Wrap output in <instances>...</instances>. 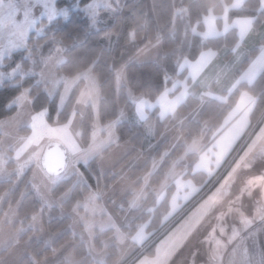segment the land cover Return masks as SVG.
<instances>
[{
  "label": "rangeland",
  "instance_id": "374dc122",
  "mask_svg": "<svg viewBox=\"0 0 264 264\" xmlns=\"http://www.w3.org/2000/svg\"><path fill=\"white\" fill-rule=\"evenodd\" d=\"M56 1L58 0H0V67L3 66V60L6 57L27 48V40L31 33H34V38L42 36L44 29L54 20L68 18L70 10L58 9ZM244 1L233 0L230 6L224 5L225 11L220 18L223 28L222 25L220 28L225 29L229 25L227 11L232 8H241ZM77 2L71 7V11H83L90 18L92 25L99 26L105 25L111 15L118 10L120 0H93L85 7H79ZM261 9H264V0H261ZM216 19L217 17L209 12L203 18L204 31L198 32L196 26L191 30L204 40L221 35V29L217 26ZM235 20L240 21L239 26H242L243 23L252 19L235 18ZM252 35L256 37V34L247 35L249 43L253 39ZM162 54L165 52L161 47V38H158L142 47L129 60V63L155 61ZM30 55L31 51L27 57ZM64 60L61 47H57L55 52L44 60L38 78L50 97L58 90L60 91L59 111L64 108L72 88L79 82L83 83L67 122L60 123L55 120L50 124L46 121V110L32 111L28 89H24L13 102L18 108L17 112L10 118L0 120L2 136L0 141V181L9 180L14 175L19 180L30 169L29 182L42 203V210L32 217L27 226L17 225L15 227L18 204L8 206L4 210L0 219V253L4 250L7 252L0 257V264H20L21 260L29 255L28 247L32 241L40 242L44 247H50L53 244L60 233L54 234L48 231L42 221L43 216L47 215V210L58 206L60 202L52 196V189L58 182L73 175L76 176V183L86 182V177L79 165L86 166L94 158H97L101 174L111 171L129 152L126 148L128 143L119 144L117 141L116 124L124 121L141 124L143 115L145 116L146 109L151 103L143 95H136L128 88L125 66H122L116 72V92L119 93L121 87L125 86L128 93L127 98L136 107V113L129 117L125 108L118 105V117L115 120L101 123L98 115L100 90L97 76L91 68L83 70L73 77L59 73L57 69ZM30 61L34 62L35 60L30 58ZM191 62L188 59H179L178 68L183 70L189 67ZM27 74H33V72L25 73L20 66L8 73L0 71V86L4 81H10L18 75L24 77ZM168 91H174L172 96H175L167 105V108L170 109L172 106L185 102L189 95V85L185 80L174 78L169 90L165 92L166 100ZM224 102H226V98H224ZM204 104L201 103L196 108L193 116H199ZM87 107L91 109L93 121L90 141L87 146H84L80 140L79 119L83 117ZM173 118L177 120L175 114ZM23 128H28L29 132H20ZM218 129L219 126L208 137L206 140L208 143ZM154 130L155 127L151 123L145 125L144 146L147 155L149 154L152 160L153 167L157 162L153 154L156 141ZM173 131V129L168 130L166 137L174 144L177 140L174 135L177 133L175 134ZM52 145L61 146L66 153L65 168L55 174L47 172L42 166V157ZM112 146L113 150L111 149L109 154L101 155L105 148ZM186 148L187 153L195 152L199 159H196L191 166V169L194 170L193 173L202 172L206 176L204 181L198 184L200 189L195 197L196 200L203 198L194 205L192 213L188 214L186 218L181 219L173 227L177 218L160 227L132 255L127 252L128 244L120 230V216L113 215L111 206H102L103 212L109 211L104 218L97 219L88 215L84 222L81 216L76 212L73 213L71 233L74 237H79V241L85 245L86 250H89V255L94 262L105 264L109 255L108 249L110 246H115L114 242L116 241V245L119 246V256L115 264H264V112L254 122L251 121L250 115V125L247 131L227 156L224 155L227 149L226 144L219 141L209 148L210 158L200 155L202 154L200 153L202 140H194ZM213 149L215 150L213 151ZM186 156L187 154L184 152L177 158L184 168L189 163ZM9 161L14 162L12 170L7 168ZM141 162L142 158L137 156L132 158L129 164L122 166L119 183L105 197L111 198V201L116 203L114 199L116 196L130 192L132 194L130 202L135 208L139 206L143 188L140 190L133 188L129 184L128 175L130 168L140 167ZM145 177L148 179V176ZM142 182L145 185L147 180ZM166 186L167 184L164 183L157 188L156 195ZM194 196L196 195H193L191 199ZM7 197V192L0 196V211ZM200 212L202 214L198 216ZM202 220L204 221L202 222ZM80 224L84 225L83 230H81ZM28 230H31L32 234L25 241H20L19 237ZM94 230H97V233L106 230L113 232V237L101 241V251L96 250L95 247L92 249L93 239L96 235ZM182 230L188 235L186 242L190 241L192 235H208L201 242L199 250L189 257H183L180 263L177 262L176 255L178 254L172 255L168 261L161 260L160 253H157L153 259L150 258L152 256L141 254L154 240L160 241L157 251L167 250L166 243ZM74 245L75 242L72 240L53 254L35 261L34 264H56L60 259H63L66 264H81V259H77L74 255ZM138 255L140 256L137 258Z\"/></svg>",
  "mask_w": 264,
  "mask_h": 264
},
{
  "label": "trees",
  "instance_id": "16d2710c",
  "mask_svg": "<svg viewBox=\"0 0 264 264\" xmlns=\"http://www.w3.org/2000/svg\"><path fill=\"white\" fill-rule=\"evenodd\" d=\"M92 1H56L58 9L66 8L70 10L68 18L54 20L44 29L42 36L34 38V33H31L27 40L26 49L14 52L3 60L0 71L4 73L20 66L23 72H33V74H27L24 77L18 75L14 79L2 83L0 86V120L10 118L17 112L18 108L13 102L24 89H28L32 111L46 110V121L50 124L55 120L60 123L67 122L83 83L79 82L72 88L64 108L59 111L60 91L58 90L50 97L38 78L44 60L52 55L57 47H61L65 59L57 69L59 73L73 77L79 72L91 68L97 76L100 90L98 115L100 122L105 123L117 118L118 105L125 108L129 117L134 115L135 106L128 100L125 92L126 88L121 87L119 93L116 92V72L122 66H125L128 88L136 95L141 94L146 99L155 101L166 88L171 86L174 78L188 80L187 70L178 68L177 62L179 59L195 61L203 51H219L222 48H231L238 42L237 31L234 28L224 35L206 40L194 34L191 30L196 26L198 32H203V18L209 12L217 17L216 24L220 28L222 25L220 18L225 11L224 5L230 6L233 0H120L118 10L111 15L105 25L99 26L92 25L90 18L83 11H71V7L76 2L79 7H85ZM235 18L254 19L253 28L258 30L264 21V9H261V0H245L241 8L229 9L227 11V21L230 23ZM158 38H161V47L165 54L159 55L155 61L138 64L129 63V60L142 47ZM262 43L264 44V39ZM29 51H31V55L27 57ZM256 52L257 49L251 50L250 56L255 55ZM228 57L229 54H226L225 58ZM30 58L35 61L31 62ZM246 64L247 61L242 64V68ZM240 91H246L256 99L251 114V121L254 122L264 112V70L253 84L241 83L236 90L226 94V102H220L216 99L208 100L204 104L199 117L188 121L181 128V131L185 134V142L200 136L203 133V122L211 120L213 126L206 134L205 138L207 140L234 105ZM200 104L199 99L189 95L185 102L178 106V112L187 114L194 111ZM158 112V108H154L148 113L147 120L141 124L128 121L118 123L116 131L119 142L129 140L133 150L122 158L111 171L105 174L99 172L97 158L91 160L86 166L79 165L86 177L87 184L76 183V176L73 175L58 182L51 191L53 197H58L71 189L69 198L61 204L60 208L70 211L75 203L91 190L101 189L107 191L117 181L115 172L138 150L144 148L145 125L153 123L155 127L154 139L157 140L160 137L167 119L160 120ZM92 121L91 109L87 107L79 126L80 140L84 146H87L90 141ZM20 132L28 133L29 129L23 128ZM1 138L0 134V141ZM185 142L170 150L168 143L165 141L156 149V156H160L165 150H170V153L164 157L161 167L151 175L150 186L158 185L164 179L166 170L171 163L184 153ZM186 157L189 161L187 168L191 171V166L196 161L197 155L192 153L187 154ZM177 167L179 168L181 165ZM7 168L14 169V162L9 161ZM149 168V162H146L142 167L133 168L131 170L132 179L148 172ZM30 171L29 169L19 180L14 175L9 180L0 181V196L5 192L8 193V197L0 211V219L8 206L18 204L15 227L17 225L27 226L32 217L42 210V203L29 182ZM187 176L198 184L205 179V175L201 172L193 174L189 172ZM139 185L140 183H137L136 187ZM130 198L131 194L129 193L122 199L120 208L117 210L119 213L123 214L125 212ZM201 199H194V203L178 216L172 227ZM168 201L169 190L164 200L152 212H149L148 209L153 207L154 202V197L149 194L142 208L128 213L127 222L122 230L131 234L140 223L150 219L148 229L157 231L162 227L161 220L168 210ZM42 221L48 231L60 233V235L50 247H44L40 242H30L29 255L25 256L20 264H34L35 261L53 254L65 243L72 240L75 242L74 255L77 259L82 260L81 264H98L89 256L85 245L66 230L71 219L68 216L60 217L59 208L52 207L48 209L47 215L43 216ZM31 234L32 231L28 230L19 237V240L25 241ZM111 234V230L97 234L94 238L95 245L99 248L101 241ZM156 242L154 240L141 254L153 255ZM108 251L109 255L105 264H112L117 258V252L114 246H110ZM6 252L7 250L2 251L0 257ZM56 264H66V262L60 259Z\"/></svg>",
  "mask_w": 264,
  "mask_h": 264
},
{
  "label": "crops",
  "instance_id": "0c3cea01",
  "mask_svg": "<svg viewBox=\"0 0 264 264\" xmlns=\"http://www.w3.org/2000/svg\"><path fill=\"white\" fill-rule=\"evenodd\" d=\"M238 20L234 19L232 23L230 22L228 27H226L225 29H222L223 24H222V28H220L221 35L226 34L232 28L236 29L238 35V42L236 43V45H234L231 48H222L219 51H214V50L203 51L195 61H192L190 63L189 67L184 68L187 70L188 80L185 79V81L189 85V95L199 99L201 103H206L210 99H216L220 102H224V98L226 94L236 90L241 83H245L248 85L253 84L257 79V77L264 70V44L262 43V40L264 39V22L258 28V30H255L253 28L254 19H252L249 22L243 23L242 26H239L240 21ZM248 34H256V37H253L254 35H252L253 39L251 40V43H249V40H247ZM221 35H215L212 38ZM253 49H257V52L255 55L250 56V51ZM226 54H229V57L227 59L225 58ZM245 61H247V64L245 65V67L242 68V64ZM169 88L170 87L166 88V90L155 101H151L149 107L146 109L145 116L143 115V118L140 122V123H144L148 118L147 116L148 113L151 112L154 108H158L159 110L158 118L160 120L167 119V121L164 124L160 137L155 141V145H154L155 150L153 153L154 155L156 149L160 146L162 142L166 141L168 143V147L170 150L184 143L185 134L181 131V128L188 121L195 120L199 117V116L197 117V115L193 116V113L196 109L187 114H181V113L178 114V106L180 104L177 106L174 104L175 106H172L170 109H168L167 105L170 104L171 100L175 97L172 96V93L174 91L173 92L168 91V94L166 95L167 100L164 98L165 92H167ZM125 92L128 97V93L126 90ZM255 104H256V99L252 95H250L246 91H240L234 105L224 116L221 124L219 125V129L212 135V140H209L210 143H208L205 138L206 137L205 127H206V131L208 132L209 130L212 129L213 123L211 120H208L203 122L202 124L203 133L200 136L194 137L189 142H185V151H184L185 154H191V153H187L186 146L191 145L194 140H202V148L200 151V153L202 154L200 155H205L206 158H210V153H208L209 148L213 144L215 145V142L219 141L226 144L227 149L224 152V155L227 156L228 153L235 147V145H237L240 138L247 131L248 126L250 125V115L253 112ZM117 112H118V108H117ZM135 113H136V107L134 110V114ZM174 114L177 120H174L173 118ZM81 120L82 117L79 119V126ZM151 125L154 126L153 123H151ZM170 129H173L174 130L173 132H175V134L177 133V135H174L177 138L174 144L171 143V141L166 137V133ZM117 141L119 142V137ZM127 143L129 145H126V148L129 151L128 152L129 154L133 150V146L130 143V141L126 140L123 142H119V144H127ZM112 148L113 146L111 148H105L102 151L101 155L109 154ZM170 150H165L164 152H162L160 156L155 155V160L157 162L155 164V167H153L151 163L152 160L149 157V154L147 155L146 147L144 146L143 149L138 150V152H136L133 156H131V158L123 165L126 166L127 164H129L132 158H135L137 156L142 158L140 167H142L146 162L150 163L149 171L142 174L141 176H138L136 179H132L131 170L133 168L132 169L130 168V174L128 175L129 184L137 190L143 188V193H141L140 195V205L137 206L136 208L130 202L132 199V194H131L128 207L126 208V211L123 214L119 213L117 210L120 208L122 199H124V197L130 192H127L124 195L122 194L121 196H116L114 198L116 203H113L111 201V198L105 197L111 191V189L117 183H119L120 171L122 166L115 172L117 181L114 184H112L107 191L101 189L91 190L81 200L77 201L70 211L64 210L60 207L61 204L69 198L71 194V189H68L62 195L55 197L57 200H60L58 206H56L57 208H59V216L60 217L68 216L71 219V222L66 230L69 231L70 233L72 232L71 231V227L73 224L72 215L74 212H76V214L81 216L82 221L84 222V220L87 218L88 215L94 216L97 219L104 218L106 216V213H109V211L107 210L103 212L101 210L102 206L104 207L111 206L113 209V215L120 216V222H119L120 230L123 234V238L128 244L127 252L130 255H132L134 251L138 247H140V245H143L145 241L150 237V235L156 231L155 230L150 231L148 229L150 219L143 223H140L137 229L131 234H128L125 231H123L122 228L127 222L129 212L142 208L143 203L146 201L149 194H151L154 197V202L152 204L153 207L148 209V211L152 212V210H154L164 200L169 190L168 210L164 214L161 220V226H163L173 221L174 219L178 218L179 215H181L183 212L189 209L194 199H196L195 197H197V193H199L200 186L198 185V183L194 182L189 176H187L189 172L193 174L194 171L193 168L191 169V171L188 170L187 167L184 168L183 164L179 163V159H176L171 163V165L166 170L164 179L160 182V184L154 186L149 185L150 176L159 169V167L163 162L164 157L170 153ZM214 150L215 149H213V151ZM178 165H181V167L178 168L177 167ZM145 176H148V179H145L147 178ZM146 180H147V182H145L146 184L143 185L142 181H146ZM78 183L81 185H85L87 184V181L84 183L81 182ZM137 183H140V185L136 187ZM164 183L167 184L166 188L159 191V194L156 195L157 188H159ZM193 195L196 196H194L191 199ZM100 196H104L105 198L104 197L101 198ZM193 208L194 207H192L183 218H186L188 214L192 213L191 211L193 210ZM200 214L202 213L201 212L198 213V216ZM203 221L204 220H202V222ZM80 227L81 230H83L84 225L80 224ZM94 233H96V235L100 234L97 233V230H94ZM206 235L208 234H205L203 236L192 235L190 241L186 242L188 235H186L185 231L182 230L180 231L179 234L175 235L174 238H172L170 241L166 243L167 250L157 251L158 244L160 243V241L156 242L155 248L153 250V255H151L152 257L150 258L153 259L156 257L157 253H160L161 260L168 261V259H170L172 255L178 254L176 255L177 262L180 263V260L183 257H189L190 255L194 254L195 251L199 250L198 247H200V244L201 242L204 241ZM111 237H113V232L109 237L104 239H110ZM77 238L79 237L77 236ZM93 243H94V239H93ZM114 244H115L114 247L117 252V258L112 264H115L119 256V246L116 245V241L114 242ZM62 247L63 246H61L59 249H61ZM74 247L75 245L73 246V249ZM94 247L96 250L101 251L102 243H100L99 248L94 243L92 249ZM87 252L88 254H90L88 249Z\"/></svg>",
  "mask_w": 264,
  "mask_h": 264
},
{
  "label": "water",
  "instance_id": "95a60500",
  "mask_svg": "<svg viewBox=\"0 0 264 264\" xmlns=\"http://www.w3.org/2000/svg\"><path fill=\"white\" fill-rule=\"evenodd\" d=\"M42 166L51 174L63 170L66 166V153L64 149L59 145L50 146L42 157Z\"/></svg>",
  "mask_w": 264,
  "mask_h": 264
},
{
  "label": "built area",
  "instance_id": "2783aa9c",
  "mask_svg": "<svg viewBox=\"0 0 264 264\" xmlns=\"http://www.w3.org/2000/svg\"><path fill=\"white\" fill-rule=\"evenodd\" d=\"M147 248V247H146Z\"/></svg>",
  "mask_w": 264,
  "mask_h": 264
}]
</instances>
